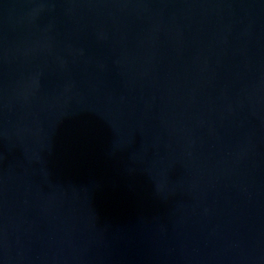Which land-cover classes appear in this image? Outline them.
<instances>
[{
  "label": "water",
  "instance_id": "obj_1",
  "mask_svg": "<svg viewBox=\"0 0 264 264\" xmlns=\"http://www.w3.org/2000/svg\"><path fill=\"white\" fill-rule=\"evenodd\" d=\"M0 264H264V0H0Z\"/></svg>",
  "mask_w": 264,
  "mask_h": 264
}]
</instances>
